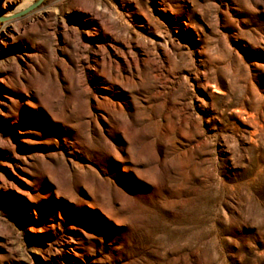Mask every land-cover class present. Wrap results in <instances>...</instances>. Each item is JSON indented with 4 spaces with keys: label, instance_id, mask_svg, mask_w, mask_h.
<instances>
[{
    "label": "rangeland",
    "instance_id": "rangeland-1",
    "mask_svg": "<svg viewBox=\"0 0 264 264\" xmlns=\"http://www.w3.org/2000/svg\"><path fill=\"white\" fill-rule=\"evenodd\" d=\"M0 0V264H264V0Z\"/></svg>",
    "mask_w": 264,
    "mask_h": 264
},
{
    "label": "water",
    "instance_id": "water-1",
    "mask_svg": "<svg viewBox=\"0 0 264 264\" xmlns=\"http://www.w3.org/2000/svg\"><path fill=\"white\" fill-rule=\"evenodd\" d=\"M43 0H34L33 2H31L28 6H26L23 10L20 11V13H26L28 11H30L31 9L35 8L36 6H38ZM2 17L0 16V19Z\"/></svg>",
    "mask_w": 264,
    "mask_h": 264
},
{
    "label": "bare ground",
    "instance_id": "bare-ground-1",
    "mask_svg": "<svg viewBox=\"0 0 264 264\" xmlns=\"http://www.w3.org/2000/svg\"><path fill=\"white\" fill-rule=\"evenodd\" d=\"M28 6V5H27Z\"/></svg>",
    "mask_w": 264,
    "mask_h": 264
}]
</instances>
